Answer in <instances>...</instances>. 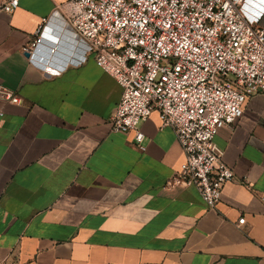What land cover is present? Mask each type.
Here are the masks:
<instances>
[{"label": "crops", "instance_id": "crops-1", "mask_svg": "<svg viewBox=\"0 0 264 264\" xmlns=\"http://www.w3.org/2000/svg\"><path fill=\"white\" fill-rule=\"evenodd\" d=\"M62 1L0 12V85L20 100H0V264H264V96L213 138L233 179L209 209L194 187L164 186L182 151L155 110L137 124L143 150L110 129L120 88L65 28Z\"/></svg>", "mask_w": 264, "mask_h": 264}, {"label": "built area", "instance_id": "built-area-1", "mask_svg": "<svg viewBox=\"0 0 264 264\" xmlns=\"http://www.w3.org/2000/svg\"><path fill=\"white\" fill-rule=\"evenodd\" d=\"M17 5L0 0V12ZM56 12L120 88L110 129L131 132L143 150L137 124L155 110L182 151L164 186H192L214 208L233 179V162L213 138L240 115L250 95L264 96V27L257 25L264 0H63ZM45 21L34 31L30 56ZM0 100L20 103L2 85ZM258 198L264 202V192ZM243 221L238 217L236 225Z\"/></svg>", "mask_w": 264, "mask_h": 264}, {"label": "water", "instance_id": "water-1", "mask_svg": "<svg viewBox=\"0 0 264 264\" xmlns=\"http://www.w3.org/2000/svg\"><path fill=\"white\" fill-rule=\"evenodd\" d=\"M29 54H30V53H29L28 51H24V53H23V55H24L25 57H28ZM64 64H65V63H64L63 61H60V62H59V66H54V65H49V66H52V67H54V68H56V69H60Z\"/></svg>", "mask_w": 264, "mask_h": 264}, {"label": "bare ground", "instance_id": "bare-ground-1", "mask_svg": "<svg viewBox=\"0 0 264 264\" xmlns=\"http://www.w3.org/2000/svg\"><path fill=\"white\" fill-rule=\"evenodd\" d=\"M52 57H48V60L46 59L47 65H50V62H52Z\"/></svg>", "mask_w": 264, "mask_h": 264}]
</instances>
